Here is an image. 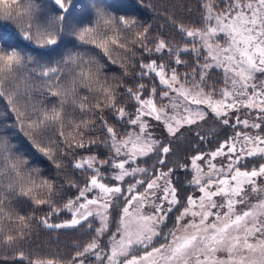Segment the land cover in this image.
<instances>
[{"label":"snow or ice","instance_id":"6c2138e0","mask_svg":"<svg viewBox=\"0 0 264 264\" xmlns=\"http://www.w3.org/2000/svg\"><path fill=\"white\" fill-rule=\"evenodd\" d=\"M90 3L0 0V264H264V0L166 14L179 41Z\"/></svg>","mask_w":264,"mask_h":264},{"label":"trees","instance_id":"16d2710c","mask_svg":"<svg viewBox=\"0 0 264 264\" xmlns=\"http://www.w3.org/2000/svg\"><path fill=\"white\" fill-rule=\"evenodd\" d=\"M108 2L112 5L111 10L117 15L126 14L133 16L143 24L152 25L154 34L161 30V25L163 24L162 34L166 38L175 41H179L180 38L173 31L172 26L167 23L166 14H173L177 20L187 24H199L198 0H143V3L141 0H108ZM78 3L82 7L77 10V15L84 17L86 22L92 13L90 0H78ZM0 25L6 30L17 31L15 26L7 21H0ZM65 39L72 40V37L66 36ZM69 47H71V44H69ZM61 51H66V49H62ZM53 58L55 59L56 57ZM209 123L211 124V122ZM218 131L221 138L231 134V129H219ZM207 147V145H201L203 150H207ZM190 151H192L191 141L184 140L178 148L174 149L175 154L171 159L184 160L185 154ZM42 167L44 166L42 165ZM46 174L54 176L55 169L49 168ZM81 179L83 180L84 177H81ZM178 179L182 183L185 177L183 174H180ZM37 211L38 215H43V212ZM55 222H59V219H56ZM88 239L90 237L84 236L81 232L75 230L61 229L51 231L43 228H35L30 238V243H25L23 247L27 250L28 248H37L39 246L38 250L42 253L70 257L74 244L77 242L82 244ZM3 251V249H0V253ZM7 264H11V261L7 262Z\"/></svg>","mask_w":264,"mask_h":264}]
</instances>
